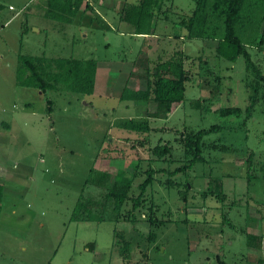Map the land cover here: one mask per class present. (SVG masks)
Segmentation results:
<instances>
[{
    "label": "rangeland",
    "instance_id": "1",
    "mask_svg": "<svg viewBox=\"0 0 264 264\" xmlns=\"http://www.w3.org/2000/svg\"><path fill=\"white\" fill-rule=\"evenodd\" d=\"M195 3L84 0L66 21L45 15V0H0V121L11 124L0 133V264H264V87L251 103L244 57L185 37L180 20ZM243 5L241 38L264 73V44H255L264 3ZM175 52L188 78L169 113L119 98ZM20 55L95 59L94 90L21 87ZM223 107L241 111L223 116ZM128 119L147 120L149 131L124 127ZM197 132L194 160L185 136ZM157 145L169 154L154 155ZM147 170L144 200L132 210ZM115 180L131 182L119 218L104 196ZM78 201L92 220L75 210ZM256 233L259 249L248 243Z\"/></svg>",
    "mask_w": 264,
    "mask_h": 264
},
{
    "label": "trees",
    "instance_id": "2",
    "mask_svg": "<svg viewBox=\"0 0 264 264\" xmlns=\"http://www.w3.org/2000/svg\"><path fill=\"white\" fill-rule=\"evenodd\" d=\"M84 0H45L46 16L69 21L80 9ZM264 3V0H260ZM195 8L192 15L182 18L180 25L185 29V37L188 39H209L217 40V51L226 58L233 60L241 54L245 59L246 71L252 74V82L247 86L252 89L250 101L253 103L258 91L264 87V73L251 59L250 53L246 49V42L241 38V32L245 30V23L248 20V14L243 15L244 0H195ZM91 10L87 1L84 10ZM139 15V12L137 13ZM246 16V17H245ZM251 16V15H250ZM140 31H138L139 33ZM257 38L256 46L264 44V17L261 18L259 26L256 28ZM175 52L168 60L158 63L151 72L152 78H147L145 85L136 90L126 86L121 90L119 98L121 100H152L156 103L159 110L164 114L171 111L174 104L184 99L185 81L188 78L187 71L184 69V62L181 54ZM19 62L24 68V72L17 73L16 84L23 87H32L42 93L47 90L61 89L91 94L94 90L96 64L95 59H75V58H46L44 56L20 55ZM165 73V74H164ZM170 75V76H168ZM219 78V77H218ZM49 102V101H48ZM250 104L247 110L250 108ZM223 115H236L241 111L240 107H223L217 109ZM124 127L137 131H149L150 127L147 120L138 121L128 119L123 122ZM186 150L194 152V160L197 159L200 152L201 132L188 134L185 136ZM170 150L166 145H157L152 148V153L156 156L164 157ZM146 178L139 183V194L132 198V210H135L144 200V194L151 181L153 170H147ZM131 182L114 181L112 188L108 189L105 198L113 199V210L117 212L116 218H119L123 202L128 198V190ZM1 198V187H0ZM90 205V204H88ZM87 208L84 203L78 201L75 206L77 212L92 220L94 216L90 213H84ZM152 208L150 209L151 212ZM81 215V216H82ZM149 222H152V215L149 214ZM128 221H135L132 212L127 216ZM155 234L150 233L149 239L154 240ZM117 240H123L117 238ZM248 243L253 244L257 249L261 248L262 236L248 235ZM128 242L124 240L122 245V254L128 253ZM92 245V244H91ZM129 254V253H128Z\"/></svg>",
    "mask_w": 264,
    "mask_h": 264
},
{
    "label": "crops",
    "instance_id": "3",
    "mask_svg": "<svg viewBox=\"0 0 264 264\" xmlns=\"http://www.w3.org/2000/svg\"><path fill=\"white\" fill-rule=\"evenodd\" d=\"M10 6H12V5H10ZM137 34H142L141 32H139V33H137ZM144 34V33H143ZM168 60V59H167ZM164 62V61H163ZM160 63V62H159ZM157 65V64H156ZM96 69H97V64H96ZM168 76H170V75H168ZM130 80V78H128V81ZM15 83H16V78H15ZM146 83V82H145ZM94 85H95V83H94ZM145 85V84H144ZM126 87H128L127 85H125ZM21 87H23V86H21ZM139 87H141V86H139ZM139 87H133L132 86V89L133 90H136V89H138ZM27 88H29V87H27ZM129 88V87H128ZM131 89V88H130ZM121 93V92H120ZM120 96V95H119ZM0 110H1V113L2 114H4L5 115V108H0ZM0 127H1V129L2 130H0V133H9L10 132V130H11V124L9 123V122H7V121H5V120H2V121H0ZM255 235V234H254ZM255 236H261L259 233H256V235ZM263 238V237H262ZM263 240V239H262Z\"/></svg>",
    "mask_w": 264,
    "mask_h": 264
},
{
    "label": "built area",
    "instance_id": "4",
    "mask_svg": "<svg viewBox=\"0 0 264 264\" xmlns=\"http://www.w3.org/2000/svg\"><path fill=\"white\" fill-rule=\"evenodd\" d=\"M13 7L12 6H9V9H12Z\"/></svg>",
    "mask_w": 264,
    "mask_h": 264
}]
</instances>
